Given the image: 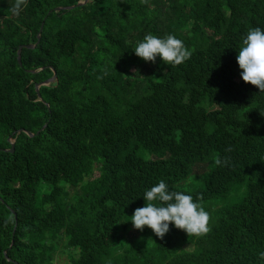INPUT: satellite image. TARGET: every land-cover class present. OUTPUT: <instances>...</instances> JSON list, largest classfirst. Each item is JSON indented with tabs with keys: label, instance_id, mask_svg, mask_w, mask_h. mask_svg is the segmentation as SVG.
Masks as SVG:
<instances>
[{
	"label": "trees",
	"instance_id": "1",
	"mask_svg": "<svg viewBox=\"0 0 264 264\" xmlns=\"http://www.w3.org/2000/svg\"><path fill=\"white\" fill-rule=\"evenodd\" d=\"M80 1L27 0L17 16L0 0V264H56L62 248L68 264H264V93L237 63L249 29H264V0L55 12ZM148 34L175 36L191 58L145 62L133 50ZM22 45L36 47L20 66ZM211 157L229 163L202 188L179 187ZM161 180L202 196L206 234L134 229Z\"/></svg>",
	"mask_w": 264,
	"mask_h": 264
},
{
	"label": "clouds",
	"instance_id": "2",
	"mask_svg": "<svg viewBox=\"0 0 264 264\" xmlns=\"http://www.w3.org/2000/svg\"><path fill=\"white\" fill-rule=\"evenodd\" d=\"M26 4L27 0H15L11 7L12 13L18 16ZM133 51L145 62L155 63L157 57H160L164 64L172 66L181 65L192 55L183 41L173 35L158 38L148 34ZM237 63L241 69L243 82L264 93V29L259 27L249 29L238 51ZM228 150L231 151V149ZM228 163V158L223 161L220 158L215 160L217 166H227ZM143 199L145 206L135 209L130 217L136 230L142 231L147 227L160 239L169 232L170 225L182 230L187 236L199 237L209 231L210 217L200 202L202 196L194 200L192 195L169 190L168 185L161 180L150 190L145 191ZM261 256H264V253H261Z\"/></svg>",
	"mask_w": 264,
	"mask_h": 264
},
{
	"label": "rangeland",
	"instance_id": "3",
	"mask_svg": "<svg viewBox=\"0 0 264 264\" xmlns=\"http://www.w3.org/2000/svg\"><path fill=\"white\" fill-rule=\"evenodd\" d=\"M144 158L146 159H152V155L148 154V153H140ZM215 157H211L209 158L206 163L210 165V169L209 171L198 177V176H195L194 174H192L187 180L183 181L179 187L184 189V190H187V191H192L194 189H197V188H202L203 187V180L205 179L206 175H208L214 168L215 166ZM198 171L202 172L204 171V169H198ZM74 194V190L72 191L71 195ZM229 202H232L233 201V197L231 199L228 200ZM69 263V256L67 254V250H64L63 248L61 249V251L59 252V254L57 255V258H56V264H68Z\"/></svg>",
	"mask_w": 264,
	"mask_h": 264
},
{
	"label": "water",
	"instance_id": "4",
	"mask_svg": "<svg viewBox=\"0 0 264 264\" xmlns=\"http://www.w3.org/2000/svg\"><path fill=\"white\" fill-rule=\"evenodd\" d=\"M89 1H90V0H83V1H80L76 6L59 7V8H56V9H55V12L66 11V10H73V9H75L76 7H81V6L85 5V4H87ZM50 13H51V12H50ZM43 27H44V23L42 24V27H41V29H40V33H39V35H38V39H39V40H38V43L40 42V34H41L42 30H43ZM35 47H36V45H27V46L22 45V46H20V48H19V50H18V61H19L20 66H22V56H21V54H22L23 49H24V48L33 49V48H35ZM33 73H35V71H33ZM56 78H57V74H56V72H55V75H54L53 78H51L50 80H48V81H46V82L40 83V84H38V85L36 86L37 91H38V89H39L41 86H50L51 84L55 83ZM21 131L23 132L24 130H21ZM24 132L27 133V135H29L30 137H34V134H33V133H31V132H26V131H24ZM10 139H11V138H10ZM11 152H14V142H13V148H12Z\"/></svg>",
	"mask_w": 264,
	"mask_h": 264
}]
</instances>
